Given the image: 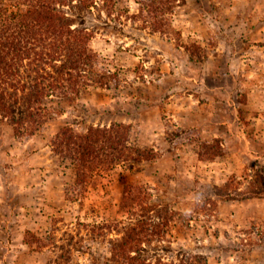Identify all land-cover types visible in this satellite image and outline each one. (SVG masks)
I'll return each instance as SVG.
<instances>
[{"label":"rangeland","instance_id":"obj_1","mask_svg":"<svg viewBox=\"0 0 264 264\" xmlns=\"http://www.w3.org/2000/svg\"><path fill=\"white\" fill-rule=\"evenodd\" d=\"M98 1L82 18L108 83L46 99L28 139L0 116V264H120L133 224L140 260L264 264V0H177L159 29L142 0ZM116 122L149 158L77 184L55 130Z\"/></svg>","mask_w":264,"mask_h":264},{"label":"trees","instance_id":"obj_2","mask_svg":"<svg viewBox=\"0 0 264 264\" xmlns=\"http://www.w3.org/2000/svg\"><path fill=\"white\" fill-rule=\"evenodd\" d=\"M176 1L142 0L140 11L152 16L154 27L164 28ZM98 4V0H0V116L16 137L31 138L56 119L46 99L66 97L71 103L84 86L108 83V74L94 71L102 70L100 63L105 62L93 51V33L82 18L84 10L90 12ZM106 4L111 3L102 0L104 8ZM50 144L69 160L80 185L115 165L149 158L128 144V129L117 122L88 126L82 132L62 125ZM138 189L137 184L124 188L121 202L130 211ZM136 227L126 228V237L110 239V250L120 264H154L136 255L140 240Z\"/></svg>","mask_w":264,"mask_h":264}]
</instances>
